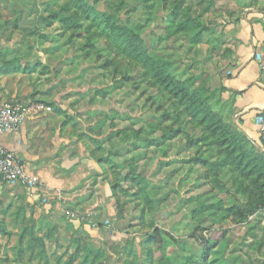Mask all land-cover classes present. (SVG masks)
I'll use <instances>...</instances> for the list:
<instances>
[{
	"label": "rangeland",
	"instance_id": "1",
	"mask_svg": "<svg viewBox=\"0 0 264 264\" xmlns=\"http://www.w3.org/2000/svg\"><path fill=\"white\" fill-rule=\"evenodd\" d=\"M82 1L136 29L153 71L73 0H0V104L81 175L46 202L0 184V264H264L262 203L216 129L237 130L221 82L252 0Z\"/></svg>",
	"mask_w": 264,
	"mask_h": 264
},
{
	"label": "crops",
	"instance_id": "2",
	"mask_svg": "<svg viewBox=\"0 0 264 264\" xmlns=\"http://www.w3.org/2000/svg\"><path fill=\"white\" fill-rule=\"evenodd\" d=\"M249 6L238 18L236 31L230 36L232 61L226 69L221 87L223 101L232 113L231 123L264 157L256 122L258 112L264 108V0H252ZM28 123V120H23L16 131L3 134L0 145L15 153L25 172L39 182L40 194L45 196L44 193L50 191L66 196L81 180V175L77 174L79 169L75 168L66 175L72 162L69 165L61 162L59 147L53 146L54 142L48 133L35 130ZM93 166L95 168V164L90 162L87 169H93ZM82 173L88 172L84 170Z\"/></svg>",
	"mask_w": 264,
	"mask_h": 264
},
{
	"label": "trees",
	"instance_id": "3",
	"mask_svg": "<svg viewBox=\"0 0 264 264\" xmlns=\"http://www.w3.org/2000/svg\"><path fill=\"white\" fill-rule=\"evenodd\" d=\"M75 7L91 20L94 25L101 28L106 27L111 32L112 37L121 43V52L127 56H132L137 62L143 63L148 69L153 71V59L148 58L142 52L139 35L134 28L118 27L111 16L105 15L94 10L88 3L82 0H73ZM59 18L60 22L67 24L72 21L69 18H63L60 14H55L53 18ZM73 19V18H72ZM147 69V70H148ZM158 76V75H156ZM160 83L166 89L175 93L180 92L178 85L169 77H159ZM219 130V146L227 152L226 161H220L222 167L229 166L238 173L241 178L240 184L247 181L250 189V198L253 201L262 203L260 205L264 210V157L256 151L244 136L236 129H229L225 125H216ZM222 149V150H223ZM227 163V164H226ZM232 166V168H231ZM258 206V207H260Z\"/></svg>",
	"mask_w": 264,
	"mask_h": 264
},
{
	"label": "built area",
	"instance_id": "4",
	"mask_svg": "<svg viewBox=\"0 0 264 264\" xmlns=\"http://www.w3.org/2000/svg\"><path fill=\"white\" fill-rule=\"evenodd\" d=\"M264 67V65H263ZM264 73V68L262 69ZM264 76V74H263ZM264 89V77L262 79ZM22 122L20 109L11 104H0V138L5 133L14 132ZM260 145L264 148V108L256 116ZM0 184L9 188L22 189L27 198L46 202V197L40 194L39 182L28 175L15 153L0 145Z\"/></svg>",
	"mask_w": 264,
	"mask_h": 264
}]
</instances>
